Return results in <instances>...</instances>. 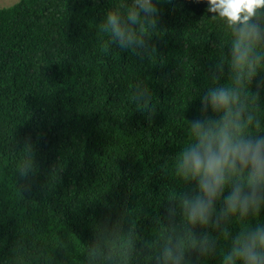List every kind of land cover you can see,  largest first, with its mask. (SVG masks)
Listing matches in <instances>:
<instances>
[{"label":"trees","instance_id":"obj_1","mask_svg":"<svg viewBox=\"0 0 264 264\" xmlns=\"http://www.w3.org/2000/svg\"><path fill=\"white\" fill-rule=\"evenodd\" d=\"M144 3L0 8V264H158L170 243L185 264H224L234 237L264 225V204L223 216V196L207 225L189 224L183 200L198 190L178 174L193 123L225 116L207 104L213 90L235 93L244 130L264 136V35L249 77L234 61L232 29L205 0ZM109 12L131 30V46L103 30ZM137 48L147 68L135 66Z\"/></svg>","mask_w":264,"mask_h":264},{"label":"clouds","instance_id":"obj_2","mask_svg":"<svg viewBox=\"0 0 264 264\" xmlns=\"http://www.w3.org/2000/svg\"><path fill=\"white\" fill-rule=\"evenodd\" d=\"M171 4L172 0H168ZM207 11L215 15L212 19L223 20L233 31L236 39L233 44V58L237 65L247 64L248 75L255 72L259 57L249 56L264 35V0H205ZM148 0L139 4L143 11ZM171 11V9H169ZM145 24L150 18L140 17ZM130 24L138 22V13L131 10ZM103 30L110 31L112 41L121 49L134 43L131 30L118 13L109 12L104 18ZM137 68H147L145 52L140 48L134 51ZM237 95L223 89L213 90L207 104L213 111L226 110L225 116L216 122L193 123L194 141L180 155L178 174L185 180L194 181L198 190L195 196L183 200V210L191 225H207L214 212V202L223 196L222 215L239 213L245 216L250 210H258L264 204V136L250 135L241 123L242 108L233 111ZM138 124L147 119L140 110ZM30 179L23 184L28 186ZM226 187L228 194L224 195ZM202 253L209 250L206 240L192 242ZM158 264H185L184 250L178 243L165 244L158 257ZM224 264H264V225L233 238L232 247L224 258Z\"/></svg>","mask_w":264,"mask_h":264},{"label":"rangeland","instance_id":"obj_3","mask_svg":"<svg viewBox=\"0 0 264 264\" xmlns=\"http://www.w3.org/2000/svg\"><path fill=\"white\" fill-rule=\"evenodd\" d=\"M19 0H0V8L14 4Z\"/></svg>","mask_w":264,"mask_h":264}]
</instances>
